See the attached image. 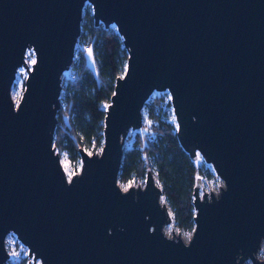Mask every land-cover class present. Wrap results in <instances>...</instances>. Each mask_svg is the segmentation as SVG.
Instances as JSON below:
<instances>
[{
  "label": "water",
  "instance_id": "water-1",
  "mask_svg": "<svg viewBox=\"0 0 264 264\" xmlns=\"http://www.w3.org/2000/svg\"><path fill=\"white\" fill-rule=\"evenodd\" d=\"M86 4L96 26L117 29L129 57L102 152L81 148L69 180L54 134ZM162 91L183 150L225 183L209 198L197 182L188 242L165 234L171 220L151 170L144 188L118 185L129 131ZM11 233L29 264H264V0H0V264Z\"/></svg>",
  "mask_w": 264,
  "mask_h": 264
},
{
  "label": "trees",
  "instance_id": "trees-1",
  "mask_svg": "<svg viewBox=\"0 0 264 264\" xmlns=\"http://www.w3.org/2000/svg\"><path fill=\"white\" fill-rule=\"evenodd\" d=\"M85 49L92 52L95 69L90 67ZM128 51L115 27L95 25L89 11L82 18L70 76H63L61 101L66 104L57 113L56 150L66 151L76 161L80 149L104 145L105 117L115 84L125 74ZM156 103L145 105L153 118L152 134L138 137L130 149L124 150L118 180L127 182L134 176L146 179L151 170L168 203L175 225L182 230H194V190L202 171L181 147L177 126L159 113ZM12 262V263H10ZM7 264H29L28 258H18Z\"/></svg>",
  "mask_w": 264,
  "mask_h": 264
},
{
  "label": "rangeland",
  "instance_id": "rangeland-1",
  "mask_svg": "<svg viewBox=\"0 0 264 264\" xmlns=\"http://www.w3.org/2000/svg\"><path fill=\"white\" fill-rule=\"evenodd\" d=\"M87 11L93 14V7L90 4H86L83 10V16L86 14ZM85 51H86V56L89 58L88 62H89L90 67L95 69V62L92 57V52L89 49L87 50L85 49ZM26 62L29 65V67L32 68L33 64L35 63V53L33 50L27 51ZM27 76H28V73L26 69L24 67L20 68L17 73V78H16L13 91H12L13 99L16 104L19 103L23 95V92L25 90V81H26ZM63 76L68 78L70 76L69 70ZM158 99H161V102L159 105L157 104V108H158L157 111H159V113H161L168 122L177 126L176 117L174 115V110H173V106L171 103V95L169 91L154 92L148 99L147 104H151V103L153 104L154 102L156 103ZM65 107H66V104L63 101H61L60 109L62 108L64 110ZM153 120L154 119L150 117L145 107L143 109V125L138 131H135V130L129 131V134L124 142V150L130 149L133 146V143L135 142V140H137L139 136L140 138L145 139L152 134V130L150 126L153 125ZM102 147L103 146H99V147L91 146L89 148L86 147L85 150L91 155L92 154L100 155L102 152ZM57 152L60 155L61 163L66 173V176L69 180H71V178L75 174H78L81 171V167H82L81 158L79 160L74 161L69 157V154L66 151L57 150ZM196 161L198 162V165L200 169L202 170L199 174V179H198V182L201 181L202 183V185L199 187V192H200L201 197H203L204 191L209 198L211 197V192L215 195H218L221 191V188L225 187V183L223 179L215 172L213 165L210 163H207L206 160L199 153H198V157ZM155 181L157 183L156 176H155ZM145 182H146V179L137 178L134 176L127 182H121L118 180V185L123 191H128L132 187L144 188ZM160 200H161V203L167 208L169 219L171 220L170 223H168L164 227L165 234L169 237H174V238L179 237V234H180V238H182L185 242H188L190 238L192 237L194 230L187 231V230L179 229L175 225V222L173 219V213L168 203L166 202L165 198L161 196ZM6 248L10 255V258L8 261H11V260L14 261L18 258L26 257L28 258L30 262H33V259L28 257V248L24 246L23 244H21L13 233L9 234L6 238ZM257 258L264 261V240L261 243V247L257 252ZM37 264H40V260H38ZM244 264H252V261L250 259H247L244 262Z\"/></svg>",
  "mask_w": 264,
  "mask_h": 264
}]
</instances>
